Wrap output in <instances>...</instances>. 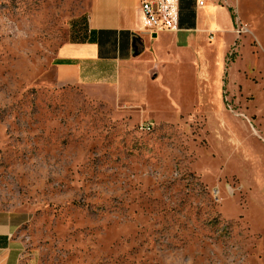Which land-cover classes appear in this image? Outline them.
<instances>
[{"label": "rangeland", "instance_id": "obj_1", "mask_svg": "<svg viewBox=\"0 0 264 264\" xmlns=\"http://www.w3.org/2000/svg\"><path fill=\"white\" fill-rule=\"evenodd\" d=\"M87 1L0 0V207L27 217L20 264H264V144L239 115L264 135V0L236 7L249 31L219 97L141 108L55 83Z\"/></svg>", "mask_w": 264, "mask_h": 264}, {"label": "crops", "instance_id": "obj_2", "mask_svg": "<svg viewBox=\"0 0 264 264\" xmlns=\"http://www.w3.org/2000/svg\"><path fill=\"white\" fill-rule=\"evenodd\" d=\"M226 1L169 0L166 28L150 35L140 0H88L55 54V83L106 88L109 99L140 108L167 96L211 102L226 86L233 10L245 0ZM26 221L21 210L0 207V264H20L17 232Z\"/></svg>", "mask_w": 264, "mask_h": 264}, {"label": "built area", "instance_id": "obj_3", "mask_svg": "<svg viewBox=\"0 0 264 264\" xmlns=\"http://www.w3.org/2000/svg\"><path fill=\"white\" fill-rule=\"evenodd\" d=\"M222 4H226V0H217ZM201 3V2H200ZM140 5L142 12L147 20V32L150 35L156 34L166 28V21L170 19V7L171 4L169 0H140ZM233 19L235 28L233 29L237 38L243 34L247 33L248 28L242 23L241 19L238 17L237 9L233 10ZM237 43H234L232 46V51L234 50ZM251 126L252 132L263 142L264 144V135L259 134L257 129L252 125L251 121L244 115L239 114ZM152 126L155 124L149 120L141 121L138 123V130L141 132H150ZM215 196L219 194V190H214Z\"/></svg>", "mask_w": 264, "mask_h": 264}]
</instances>
